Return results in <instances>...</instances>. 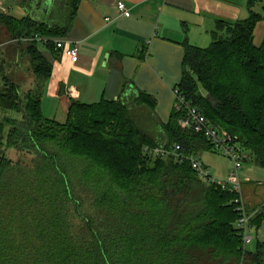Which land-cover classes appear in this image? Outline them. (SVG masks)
<instances>
[{
    "label": "trees",
    "instance_id": "trees-1",
    "mask_svg": "<svg viewBox=\"0 0 264 264\" xmlns=\"http://www.w3.org/2000/svg\"><path fill=\"white\" fill-rule=\"evenodd\" d=\"M50 1L40 22L0 13V27L19 44L34 35L49 39L26 41L15 64H31L33 88L22 90L19 70L0 72V264H264V242L244 248L236 193L204 183L189 162L145 154V147L177 144L193 154L213 150L181 127L185 108L160 122L152 95L125 89L112 101H73L65 122L44 115L41 82L53 66L40 44L56 49L81 0ZM261 3L250 0L244 20L219 22L209 47L185 43L176 88L264 168V40L254 43L264 13L253 9ZM140 113L155 119L162 143L139 125ZM10 150L33 157L14 162ZM263 223L264 206L250 230Z\"/></svg>",
    "mask_w": 264,
    "mask_h": 264
},
{
    "label": "crops",
    "instance_id": "crops-1",
    "mask_svg": "<svg viewBox=\"0 0 264 264\" xmlns=\"http://www.w3.org/2000/svg\"><path fill=\"white\" fill-rule=\"evenodd\" d=\"M0 1L6 9L5 13L17 18L28 16L36 3V0L27 4V0ZM119 1L126 3L131 11L130 16L120 13ZM249 1L81 0L65 37L78 43V62L73 63L60 50H49L45 44L44 51L41 50L53 66L51 77L42 80L41 85L44 115L65 122L73 101H112L118 99L126 89L129 93L142 90L152 95L157 101L156 119L168 122L176 104L174 90L182 79L184 44L196 47L204 45L210 35L213 41L219 22L235 23L248 18L251 11ZM52 3L44 0V7H49V11L44 13L38 8L35 20H47ZM259 6L256 4L253 9L264 13ZM0 32L6 40L4 44L9 43L11 36L8 31L1 28ZM263 40L264 19L256 26L254 43L260 46ZM10 52L15 53L11 55L13 60L25 55L23 48L19 47ZM31 81L30 88H33L37 82L35 75ZM1 82L0 77V87ZM4 116V111L0 109V119ZM159 141L162 143L163 139ZM204 152L214 151L206 149L197 155ZM249 160L254 162L252 157ZM206 166L209 168L210 165ZM246 186L243 183L249 204L247 209L255 214L264 206L262 200L254 202L257 196L264 194V183L260 187ZM255 234L257 241L263 243L264 223Z\"/></svg>",
    "mask_w": 264,
    "mask_h": 264
},
{
    "label": "built area",
    "instance_id": "built-area-1",
    "mask_svg": "<svg viewBox=\"0 0 264 264\" xmlns=\"http://www.w3.org/2000/svg\"><path fill=\"white\" fill-rule=\"evenodd\" d=\"M118 10L124 16H130L131 11L123 1L118 2ZM6 9L0 1V13H5ZM107 20H110L108 18ZM26 41H39L46 43L49 39L34 35L31 38L25 39ZM56 49L60 50L65 56H67L73 63L79 60V47L78 43H73L65 38H58L54 40ZM176 104L175 108L181 110L185 108L186 115L180 121V125L183 129L192 130L199 133L205 138V140L211 145L212 149L216 152L223 154L232 162L231 172L228 177H218L212 173V171L201 161L199 155L188 153L184 147L180 145H174L172 148L163 146L145 147V154L151 157H172L176 162H189L196 172L198 178L207 184H218L224 188L230 189L237 194V197L233 201L236 205V209L239 212V218L236 225L241 229L244 248L249 249V244L252 243L253 237L249 235L250 222L252 214L247 209L243 197V182L240 178V172L244 166V163L250 159L249 153L245 151L238 143L236 137L229 135L217 126H215L202 112L196 107L185 102L184 97L175 88Z\"/></svg>",
    "mask_w": 264,
    "mask_h": 264
},
{
    "label": "rangeland",
    "instance_id": "rangeland-1",
    "mask_svg": "<svg viewBox=\"0 0 264 264\" xmlns=\"http://www.w3.org/2000/svg\"><path fill=\"white\" fill-rule=\"evenodd\" d=\"M260 10L263 12V4H259ZM13 14V11H12ZM0 27V31H1ZM6 40L3 39L2 33L0 32V72H3L7 76H10L15 72L16 70H19L18 73L14 74V78L19 82L20 87L22 90H29V88L32 85L31 78L34 76L33 71L31 69V64L28 61L23 60L24 63H21V66H19V69L15 70V64L17 61H20L21 57L18 59H14L11 57V55L15 53H11L10 51H16V49L19 47L20 49L23 48V45L26 43V40L22 39L21 43L19 44V40H13L10 37V41L7 44H4ZM212 43V37L210 35V39L208 41H205L204 45H199V47L207 48ZM203 44V43H202ZM5 48V50L1 51V49ZM40 49L44 51L43 44H40ZM1 74V73H0ZM1 77V75H0ZM2 78V77H1ZM42 85V82H41ZM137 122L142 127L143 130L150 133L157 139H164V133L162 129H160L159 125L156 124L155 119L151 118L150 115L145 113H140L137 115ZM9 158H11L14 162H17L19 158H23V162H29L31 161L33 155L24 153L20 156V154L15 150H10L7 154ZM199 158L204 164H209V169L212 171V173L218 177H228V175L231 172L232 168V162L223 156V154L219 152H204L202 153ZM249 160V159H248ZM244 163V166L240 172V178L243 183H246V187L252 185L254 187H260L261 183H264V168L257 166L252 160H249ZM252 181V182H250ZM250 182V183H249ZM262 187V186H261ZM246 196V198H245ZM243 197L245 200L246 205L248 204L247 194L244 195V187H243ZM249 197V193H248ZM256 201L254 202H260L259 200H262L264 202V194L260 196H257L255 198ZM258 204V203H257ZM249 206V204H248ZM250 212V211H249ZM249 235L253 237V241L251 244H249L248 248L250 250H255L257 246V239L256 234L254 231L250 230ZM205 264V263H200Z\"/></svg>",
    "mask_w": 264,
    "mask_h": 264
},
{
    "label": "water",
    "instance_id": "water-1",
    "mask_svg": "<svg viewBox=\"0 0 264 264\" xmlns=\"http://www.w3.org/2000/svg\"><path fill=\"white\" fill-rule=\"evenodd\" d=\"M38 8L42 9L44 11V13H48V11H49V7L48 8L44 7V0H36V3L33 5V8H32V10L28 16L35 19V17L37 16L36 10ZM37 21L40 22V20H37Z\"/></svg>",
    "mask_w": 264,
    "mask_h": 264
}]
</instances>
